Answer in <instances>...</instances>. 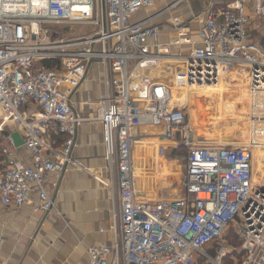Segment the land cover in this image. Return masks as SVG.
Here are the masks:
<instances>
[{
  "label": "built area",
  "instance_id": "2783aa9c",
  "mask_svg": "<svg viewBox=\"0 0 264 264\" xmlns=\"http://www.w3.org/2000/svg\"><path fill=\"white\" fill-rule=\"evenodd\" d=\"M166 1L0 0V131L12 124L31 159L22 164L3 149L10 161L0 166V205L21 206L36 192L33 210L52 212L63 174L79 167L78 127L99 122L109 177L97 179L116 189L119 206L110 242L89 247L88 264H264V172L254 178L252 143L188 145L182 137V196L150 201L136 191L138 128L159 126L169 143L183 127L175 88L215 87L228 71L247 68L251 118L264 140V38L251 39L264 0L209 7L194 16L193 31L178 15L157 21L182 0L132 19ZM76 28L83 31L62 35ZM163 28L172 31L165 40ZM94 63L103 93L75 101ZM51 134L65 137L57 145Z\"/></svg>",
  "mask_w": 264,
  "mask_h": 264
},
{
  "label": "crops",
  "instance_id": "0c3cea01",
  "mask_svg": "<svg viewBox=\"0 0 264 264\" xmlns=\"http://www.w3.org/2000/svg\"><path fill=\"white\" fill-rule=\"evenodd\" d=\"M209 6L196 12L187 10L183 16L179 13L176 15L185 20L187 29L193 31L199 26L195 23L194 16L205 12ZM256 28L257 26L252 27L251 34ZM161 32L162 40L172 35L171 28H163ZM241 74L246 77V74ZM226 78V75L222 76L219 82L223 92L231 89L229 83L224 80ZM103 84L102 67L94 63L89 68L86 81L75 94V101L99 98L104 90ZM206 90L174 89L176 102L189 106L195 96L196 103L203 106L198 100H201L199 97H207L203 93ZM238 90L240 98L245 95L242 89ZM87 112L95 114L96 110ZM157 127L159 126L148 127L149 133L143 134L138 142L144 139L155 141V129L161 130ZM12 131H16L12 124L4 126L0 131V166L10 161L3 149H10L15 155V160L22 164H28L31 160L24 145L15 148L10 144ZM228 139L220 137L219 141L230 143L231 140ZM76 142L77 147L72 158L79 167H70L63 174L59 188L53 194L52 212L33 210L38 200L36 192H32L29 201L21 206L0 205V264H88L87 249L102 242H110L112 235L109 225L113 213L118 210L119 198L114 187L106 188L97 179L109 177L100 123L81 124L78 127ZM159 142L161 141L157 143ZM157 143H154L155 146ZM100 227L103 231H100Z\"/></svg>",
  "mask_w": 264,
  "mask_h": 264
},
{
  "label": "rangeland",
  "instance_id": "374dc122",
  "mask_svg": "<svg viewBox=\"0 0 264 264\" xmlns=\"http://www.w3.org/2000/svg\"><path fill=\"white\" fill-rule=\"evenodd\" d=\"M173 1L175 0L159 3L147 10L139 11L132 17V19L137 21L150 16L165 8ZM234 1L235 0H182L173 11L166 12L157 21L169 20L171 16L176 15V13L182 15L185 14L187 10L196 12L209 5L211 9L217 10L221 5L225 6ZM255 23L257 28L251 34V39L257 41L262 35H264V19L259 21L256 20ZM59 31L58 33H60ZM82 31L83 30L78 28L73 29L72 31L62 30V35L65 37H71L78 35V33ZM58 36L61 37L60 35ZM241 73L246 74V77ZM225 75L227 78L224 80L229 83L231 89L224 92L222 91V96L224 97L223 102L230 105L232 104L231 107H234V113L231 112L230 105H228L230 111L227 113L221 112L218 109L220 106L217 105V103L215 104L214 100H212L211 104L210 102L207 103L205 101L208 99L207 97H203L204 99L199 97L201 100H198V102L203 105L201 106L196 103L197 101H195L196 98L194 96L189 106L186 105V107L184 106L180 109L182 114L184 113V121L182 122L183 127L176 131L174 140L169 141V143L161 139L163 138L161 137V131L155 128L153 134L155 141L144 139L138 142V140L142 139L143 134L149 133L148 130L150 129H148V127L150 126L146 123L138 128L137 141L134 145L132 155L134 161L136 191L141 198L153 201L158 199H174L182 196V180L184 176L186 154V146L185 149L182 150L179 141L182 137H185L188 145L196 143L205 145L219 144L220 137L229 138L231 142L236 143L237 145H245L247 142L252 143V137L248 133L246 135L245 132L246 126L248 127L247 123L242 121L232 122L230 120L227 122V119L230 116H234V114H236L237 117H250L248 107L241 104L246 95H244L241 100L238 90L242 89L244 94L247 92L250 93L248 89V70L245 67H235ZM243 77H245V79L242 81ZM238 86L241 88H238ZM249 96H251V94H249ZM238 100L241 102H238ZM189 123H191L193 130L188 129ZM158 141L161 142L157 143ZM154 143H157V146H155ZM259 149L264 156L263 149ZM251 151L253 155L252 162L254 178L257 180L264 172V161H262L264 159L256 154L255 146L253 148L251 147ZM158 165H160V167H158Z\"/></svg>",
  "mask_w": 264,
  "mask_h": 264
},
{
  "label": "bare ground",
  "instance_id": "6f19581e",
  "mask_svg": "<svg viewBox=\"0 0 264 264\" xmlns=\"http://www.w3.org/2000/svg\"><path fill=\"white\" fill-rule=\"evenodd\" d=\"M226 74V73H225ZM224 76V75H223ZM222 78V77H221ZM237 79V78H236ZM245 79V77H243V79H242V81ZM239 80V79H238ZM186 89H191V90H199V89H197V88H186ZM202 89H207V90H209V91H211L213 94H212V96H210V98L207 100V103L208 102H210V104H211V102H212V100H214V103L216 104L217 103V105H219L220 106V108H218L221 112H224V113H227L228 111H230L229 109H228V105H230V104H227V103H225V102H223L224 101V97L222 96V89H221V86H220V84H217L215 87H204V88H202ZM202 89H200V90H202ZM250 92V91H249ZM177 93H180V92H177ZM217 93V94H216ZM249 94H251V93H246L245 95H246V97L244 98V100L241 102L240 100H238V102H241V104H243L245 107L247 106L248 107V110H249V115H250V117L249 118H247V117H241V116H238L237 117V115L236 114H234V116H230L228 119H227V122L230 120V121H235V122H244V123H247V125H248V127L246 126V128H245V132H246V135H247V133L248 134H250V136L252 137V145H254L255 146V151L257 152L256 154H258V155H260L263 159H264V156L261 154V151H260V147L263 149V151H264V140H261L260 138H258L257 137V133H259L260 132V130L262 129V128H259V125H255L254 123H253V119L251 118V114H253V112H254V110H253V108H252V95L251 96H249ZM244 97V95L241 97V100H242V98ZM172 100L174 101V104L176 103V105H178L177 104V100L175 99V92H174V90H173V98H172ZM171 100V101H172ZM232 105V104H231ZM231 105H230V109H231V112L232 113H234V107L232 108L231 107ZM186 107V106H185ZM258 113V112H257ZM264 121H262V123H263ZM264 125V123L262 124V126ZM189 128L188 129H192V125H191V123H189V126H188ZM193 130V129H192ZM234 130V129H233ZM188 136V135H187ZM248 138V137H247ZM257 141H258V144H257ZM230 143H232V142H230ZM249 143V142H248ZM260 147H259V146ZM262 161H264V160H262Z\"/></svg>",
  "mask_w": 264,
  "mask_h": 264
},
{
  "label": "trees",
  "instance_id": "16d2710c",
  "mask_svg": "<svg viewBox=\"0 0 264 264\" xmlns=\"http://www.w3.org/2000/svg\"><path fill=\"white\" fill-rule=\"evenodd\" d=\"M43 64L45 65V66H47V67H51L52 66V62L51 61H44L43 62ZM203 93H205V95H207V97H210V96H212V92L211 91H209V90H206V91H204ZM64 135H62V134H60V135H57V136H54V135H52L51 136V138L56 142V144H61L62 143V141H63V139H64ZM182 147V150L183 149H185V147L184 146H181ZM236 245H238V243L237 242H234Z\"/></svg>",
  "mask_w": 264,
  "mask_h": 264
},
{
  "label": "water",
  "instance_id": "95a60500",
  "mask_svg": "<svg viewBox=\"0 0 264 264\" xmlns=\"http://www.w3.org/2000/svg\"><path fill=\"white\" fill-rule=\"evenodd\" d=\"M10 138L13 141V145L15 148H19L23 145V141L17 131H12L10 134Z\"/></svg>",
  "mask_w": 264,
  "mask_h": 264
}]
</instances>
